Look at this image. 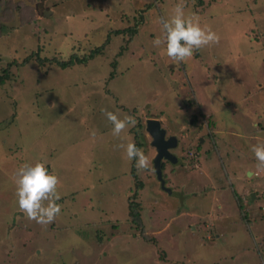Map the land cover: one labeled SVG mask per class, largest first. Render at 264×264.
I'll return each instance as SVG.
<instances>
[{
	"label": "rangeland",
	"instance_id": "1",
	"mask_svg": "<svg viewBox=\"0 0 264 264\" xmlns=\"http://www.w3.org/2000/svg\"><path fill=\"white\" fill-rule=\"evenodd\" d=\"M145 2L35 0L36 20L0 40V76L9 69L0 86V264H264V170L250 150L264 144V0H183L185 16L220 42L182 63L153 44L180 0ZM114 12L123 27L140 21L133 41L120 35L104 56L52 70L95 49ZM102 109L143 125L151 162L146 120L177 139V162L163 171L170 193L154 171L131 166L117 147L133 143L131 128L114 137ZM198 145L187 170L181 157ZM37 162L60 180L61 212L47 225L26 219L14 195L16 171ZM129 200L153 241L130 223Z\"/></svg>",
	"mask_w": 264,
	"mask_h": 264
},
{
	"label": "clouds",
	"instance_id": "2",
	"mask_svg": "<svg viewBox=\"0 0 264 264\" xmlns=\"http://www.w3.org/2000/svg\"><path fill=\"white\" fill-rule=\"evenodd\" d=\"M160 24L161 36L153 44L157 47L163 45L164 54L176 63L185 62L197 50L220 42L219 35L211 27H201L198 18L185 16L183 0L174 6L168 18L160 19ZM102 112L112 125L111 134L116 138L137 125L136 118L131 115H125L121 119L107 109H102ZM117 147L123 150L128 160H135L137 170L155 171L148 156L135 143H120ZM250 150L257 161V169L264 170V144L252 145ZM59 183L58 176L51 174L43 163L21 166L14 174V195L19 212L37 224L52 223L61 212V206L56 202L60 199L57 188Z\"/></svg>",
	"mask_w": 264,
	"mask_h": 264
},
{
	"label": "trees",
	"instance_id": "3",
	"mask_svg": "<svg viewBox=\"0 0 264 264\" xmlns=\"http://www.w3.org/2000/svg\"><path fill=\"white\" fill-rule=\"evenodd\" d=\"M15 1H17V0H12L13 6L9 7V10H8V7H6L3 10L0 8V40L8 37L7 36L8 33L18 30L24 24H27L29 22L32 23L36 20L35 19L36 18V8L33 5L35 0H26L27 4L23 3L22 1H20V2H15ZM155 1L156 0H147V2H145V8L147 7L150 9V7L153 6V3ZM3 12H6L7 15H5ZM160 17H161V15H160ZM135 18H138V17H135ZM108 20H109L108 26L104 25L103 28H102V26L99 27V33H97L99 38H97V40L95 42V44L97 45V46H95V49L92 48L93 50H90L89 54L86 57L76 58V56L75 57L71 56L69 58V61L56 62V67L52 70H56L57 68L64 70L66 68L71 67L74 64H78V65L79 64H86L87 62L92 60V58L94 56H99V57L104 56L105 55L104 52H106V50H109L110 45L112 43V40L113 39H119L120 35H124V34L129 33V36L127 37L126 40L127 41H133L134 40V36L136 35L134 33L138 32L137 29H138V25L140 23V21L138 19H133L132 25L129 23V25L126 27H123L122 23L125 21V19L122 18L121 13H119L118 16L116 15V13L113 14L111 17L108 16ZM7 24H13V25L7 26ZM99 26H100V24H99ZM105 29H107V30L105 31ZM104 31H105V37L102 38V33L104 34ZM122 38H124V37H122ZM114 59L117 62L116 55L114 56ZM1 61H2V59L0 58V62ZM13 63L15 65L17 62H13ZM13 67H15V66H13ZM31 68L32 67L30 64L26 65V68H25L26 71L25 72H29L31 75L32 74V72H30V70L32 71ZM8 70H9L8 68L3 70V76H0V86L4 85V82L8 79V75L6 74V72ZM110 77H112V76H110ZM37 88H39V87H37ZM37 97L40 98V95ZM46 108H47V106H46ZM192 125H195V124H192ZM135 127L130 129L129 135L132 137V142L135 143L138 148L143 149L144 148L143 144H145V143H144V138H143L144 136L142 135V133H144V132L142 130H144V127L141 123H137V125ZM198 152H201V145H198L196 147V154H195L196 157L193 156L191 158L190 156L183 155L184 153H182L183 156L181 158L183 160H185L186 165H187L186 166L187 170H193L192 168L194 166V163L197 161V158H198ZM166 161L167 160H162V162H161L162 178L164 177L163 171L165 170V168H167L168 163H170V162H166ZM130 162H131L132 167H134V166L136 167L135 160H131ZM136 185H138V187L136 188V191L133 193L134 194L133 197H136V192L138 190L142 189L141 185H139V184H136ZM222 188H223L222 186H219L220 190ZM240 197H238V199L236 201H237V205L239 207V210H242L243 204L240 202ZM247 199L249 200L250 198L247 197ZM128 203H129V205H128L129 214L128 215L130 218V223L132 224L133 228H136L135 230H137L140 233L139 237L141 239H143L144 241H153V238L148 237L145 233V228H143L144 225H143L142 217L140 214L141 212L138 210V204L133 202V200H129ZM240 218H244V217H240Z\"/></svg>",
	"mask_w": 264,
	"mask_h": 264
},
{
	"label": "water",
	"instance_id": "4",
	"mask_svg": "<svg viewBox=\"0 0 264 264\" xmlns=\"http://www.w3.org/2000/svg\"><path fill=\"white\" fill-rule=\"evenodd\" d=\"M145 132L151 138L150 145L155 150V157L153 158L152 163L155 169L154 172L156 178L160 183L161 188L169 193L170 190L165 188V182L162 178L161 162L162 160H167L175 163V156L171 154L169 150L177 146V139L174 136L166 138V131L161 128L160 122L156 119L146 120ZM250 197L252 200L255 198L254 194H251Z\"/></svg>",
	"mask_w": 264,
	"mask_h": 264
},
{
	"label": "flooded vegetation",
	"instance_id": "5",
	"mask_svg": "<svg viewBox=\"0 0 264 264\" xmlns=\"http://www.w3.org/2000/svg\"><path fill=\"white\" fill-rule=\"evenodd\" d=\"M168 137H170V136H167L166 135V138H168ZM178 146H179V142H177V146L176 147H174V148H172V149H170L169 151L171 152V153H173V149H175V148H178ZM175 163L177 162V159L175 158ZM165 162V161H164ZM166 162H170V163H172L171 161H166ZM153 164V163H152ZM173 164V163H172ZM170 193V192H169ZM248 195V197H249V193L247 194Z\"/></svg>",
	"mask_w": 264,
	"mask_h": 264
},
{
	"label": "crops",
	"instance_id": "6",
	"mask_svg": "<svg viewBox=\"0 0 264 264\" xmlns=\"http://www.w3.org/2000/svg\"><path fill=\"white\" fill-rule=\"evenodd\" d=\"M255 199V198H254Z\"/></svg>",
	"mask_w": 264,
	"mask_h": 264
}]
</instances>
